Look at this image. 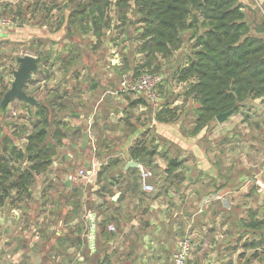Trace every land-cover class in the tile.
Segmentation results:
<instances>
[{"label":"rangeland","instance_id":"1","mask_svg":"<svg viewBox=\"0 0 264 264\" xmlns=\"http://www.w3.org/2000/svg\"><path fill=\"white\" fill-rule=\"evenodd\" d=\"M85 1L17 0L13 2L4 0L8 10L18 6L22 8L21 14L17 15L18 19L16 18L14 29L18 28L19 24L27 23V21L32 23L33 28L40 29L45 22V25H48V32H60L59 34L61 35L59 40L57 37L54 39L56 41L36 37L37 39L34 40L37 41L32 43L33 47L28 45L27 39H20L18 40L19 42L2 43L0 41V89L4 85L11 87V83L14 80L13 71L19 67V56H23L26 53H35L36 51L49 56L46 63L49 68L48 71H43L41 75L35 73L33 75L34 82L28 84L26 91L32 93L44 104L51 103L48 104L50 108V124H52L49 127L50 132L53 133L56 128L62 127L68 130L69 125L71 133H74L72 128L76 126H82V129L87 131V123L77 125L76 117L70 116L69 112L85 113L87 114L84 118L85 120L89 114H95L91 129L93 134L91 133L90 136L92 148L94 152H97L93 157L96 161H100L102 165H105V160H107L109 155L113 154L112 156H115V158H111L109 162L113 164L114 160L118 159L117 163L115 162V166L124 161L118 156L120 154V145L126 146L121 143V140H126L125 135H123V129H125V132L133 133L135 131H144L145 137L148 136L147 134H153L149 142L150 148L164 144V137L161 139V136L156 134L157 131L155 132L156 127H151V123H146L145 121H152L156 116V112L163 110L165 103L170 102L169 108L177 117L171 123L179 128L182 136L195 140L187 143L185 141L188 139L186 138L187 140H185L184 138L180 143L183 147L176 142L167 141L166 143V147L169 144L170 155L172 154L173 157H176L179 161L181 160V163H189L192 167L187 175L182 174L179 179L186 183L188 189L196 188L195 190L206 194L207 209L215 207V201H218L221 196L224 199L223 201L219 200V205H217L225 210L227 208L231 209L229 212L226 210L219 213L221 217L216 219L220 228L218 234L216 233L218 240L216 238L210 239L202 254L206 257L213 252L211 257L206 258L207 262L213 264H264V247L253 249L246 245L258 235L254 236L250 230H245L244 226H242V220H252L253 212L257 213V217L260 219L264 216V212L263 214L261 212L264 210V97L246 100L238 113H233L223 122H219L217 119L212 121L208 129L202 130L203 135L199 138L200 132L197 135L192 133L197 116L194 109L199 104L188 95V83L181 82L177 75L179 69L188 62V56L192 46H194V41L188 40L191 31L187 30L184 33L185 41L182 47L173 53V56L152 55L145 50L148 45H145L144 40L140 37L142 24L138 22L140 15L133 12L136 6L135 0L130 2L128 18H131V24L127 26L117 27L116 8H110L112 22H115L116 29H109L107 34L101 38L96 37L90 29L82 31L77 29L74 24L75 27L69 23L68 18L71 11ZM241 1L248 8V20L257 24L260 20V6L264 0ZM42 4H44L45 9L40 8ZM62 22L63 25L61 26ZM85 26L87 27L88 24H85ZM253 28L255 32L257 29L255 26ZM260 36H264V34L260 33ZM115 54H117V58H115ZM114 59H117V61H114ZM111 69H114L115 77L107 79L109 77L108 72ZM146 69L153 70L162 78L158 86L160 94L158 106L148 102V105L141 104L140 106L134 104L133 107L127 108L122 103L124 99L134 101L135 99L140 100L142 97L138 93H125L120 90L122 75L125 72L137 74ZM45 76H48L46 77L47 80L43 81L42 77ZM73 82L78 87L83 86L86 82L90 86H93L94 83L95 86H98L95 91V105L92 106V111L89 114L87 112L91 106H87V109L83 108V111L77 107H75L76 111L73 108L72 110L64 111L72 97H78L79 95V98H82V95L87 93L82 90L77 92L76 87L75 91L72 92L68 87ZM33 88L37 91L31 92ZM116 92H122L128 96L119 95ZM53 94H57V97L54 98ZM60 96L63 97L60 98ZM53 98L54 100L50 102ZM25 105L23 101L15 100L7 106V112L4 115L0 114V158L6 157L10 159L7 157L9 155L5 147L11 146V143L18 148L25 147L26 137L35 129L34 125L36 120H38L37 109L26 107ZM65 116L70 121L64 119ZM96 117L99 122H105L104 125L100 126L95 122ZM65 122L68 126L64 125ZM102 131L109 136L110 142L97 139L96 135H101ZM154 135L160 138L157 143H155ZM80 138L81 136L76 138L71 136L69 141L57 151L51 166L49 165L45 171L36 176L30 194L14 192V200H8L9 203L7 202L1 208L2 212L6 214L13 213L12 209L14 208H20L26 215L24 219L15 221L13 226H21L27 229V203L31 196L56 198L61 194L68 195L67 189L73 186L72 196L78 198L76 193H74L77 190V193L82 195L79 196L89 200L94 197L95 192L102 191L100 189L102 182L107 184V193L111 196L115 194L116 190L120 189L119 187V189H111L110 187L114 183L108 179L113 177L116 181V176L118 177L117 173H119L120 169L115 171L112 167L113 171L104 172L102 177H100L101 181H99V173L96 171L90 177L80 175V170L84 169V167L87 168L85 166V157L82 156L80 160L77 151L72 148V143H77ZM144 140L146 139L144 138ZM185 143L188 146H185ZM196 147H201L206 151V159L202 160V162L209 164L207 172L195 168L194 164L199 163V158L189 152H193V148ZM70 152H73V155L67 158V154ZM88 157L91 158V155L89 154ZM163 157H168L167 151ZM10 163L18 165L20 169L27 167L26 161L22 162L12 159ZM91 165L88 166L89 170L93 169ZM101 166L100 168H102ZM137 168L139 169L138 166ZM97 170L99 169L97 168ZM113 174L116 176H113ZM190 174L193 178L191 182H188ZM218 175H222L221 178H225L227 184L230 183L227 186L228 188L226 187L229 191L227 194L226 191H223L224 195L217 193L221 186L220 180L216 178ZM226 177H229V179ZM151 178H149V182L152 184ZM176 180L179 182L178 179ZM195 180H200L201 184ZM202 181L204 182L202 183ZM67 182L70 183V187L67 186ZM191 183L195 185L190 187ZM203 184H208V186ZM105 191L106 189H104ZM144 192L141 191V194H144ZM152 192L150 193L152 194ZM44 207V210H47V206ZM85 209H87L86 206ZM211 216L212 213L207 215L208 218ZM5 226V224L0 223V237ZM178 232L179 230H177ZM19 237L21 239L24 238L25 242H27V238L24 235ZM8 243L11 244L10 241ZM214 249L217 251H212Z\"/></svg>","mask_w":264,"mask_h":264},{"label":"crops","instance_id":"2","mask_svg":"<svg viewBox=\"0 0 264 264\" xmlns=\"http://www.w3.org/2000/svg\"><path fill=\"white\" fill-rule=\"evenodd\" d=\"M11 1L15 2L17 0ZM2 6L4 9L8 8L4 0H2ZM12 8L15 9L17 7ZM31 24L32 23L27 21V23L19 24L16 29H14L15 27H11L5 30L1 36V42L27 39L28 45L33 47L32 43L37 41L34 40L37 39L36 37L53 40L57 37L59 40V36L61 35L59 34L60 32H48V25H45V22L40 29L33 28ZM2 51L4 52V50ZM36 52L29 54L35 55L37 54ZM115 58H117V54H115ZM114 61H117V59H114ZM70 74L72 75V73ZM115 74L114 69H111L110 72H108L109 77L107 79H112L115 77ZM46 77L47 76L42 77L43 81L47 80ZM106 82L108 83V81ZM75 87L77 92L82 90L87 93H84L82 98H79V95L78 97H72L64 111L72 110V108L76 111L75 107L83 111V108L87 109V106H91L87 112L89 114L92 111V106L95 105V91L98 86H95V83L93 86H90L86 82L83 86L78 87L73 82L68 88L74 92ZM33 91L37 90L33 88L31 92ZM116 93L119 95H126L122 92ZM137 101V99L134 101L124 99L122 103H124L127 108L133 107L134 104L141 106ZM124 112L126 111L124 110ZM69 115L76 117L77 125H82V123L85 122L88 125V130L84 131L83 129L81 138L78 142L76 141L77 143H72V148L77 151L80 160L82 156L85 157V166H87V168L84 167V169L89 171L88 166L92 164L93 175L95 171L99 172L105 167L107 172H109V170L117 171L118 169L127 172L129 168L134 167L127 166V164L133 160L130 157L129 151L131 146L134 145L139 138H143V136L150 142L153 136V134H147L148 136L145 137L146 134H143L145 133L144 131H135L133 133L125 132V129H123V135H125L126 140H121V143L126 146L120 145V154L118 156L124 161H121L115 166L117 163L114 162L116 161L115 159L113 161L115 164H111L109 161L111 158H115V156L111 154L107 160H105L106 164L102 165L100 161H96L93 157L97 152H94L90 139L95 114H89L86 120L84 119L87 115L85 113L69 112ZM64 119L70 121L67 116H65ZM95 122L100 126L105 123L103 121L99 122L97 117ZM145 122L151 123V127L153 128L156 127L155 132L157 131L156 134L160 135L161 139L164 137V144L152 147V149L157 152L152 156L153 162L151 165H153V176L150 179L152 184L155 182L153 184L155 186V192L153 191L152 194L144 192L141 186L139 192H132L130 189V177L132 174L127 173L126 175L120 174L122 178L117 182L122 183L116 182L112 187L113 189L120 188L116 190L120 194L117 199H113L112 197V200H110L111 198L107 195L108 193L106 196L100 197L96 192L94 197L89 200H85L84 197L77 198L71 195L73 186L67 189L68 196L62 194L56 198L49 196H31L27 203V229L21 226H13L15 221L22 220L26 217L20 208L12 209L13 213L11 214L3 213L0 209V223L6 225L0 237V264H97L99 261L103 260L105 256L110 257L109 260L112 264H156L170 261L181 241L186 236H190L193 243V249L188 264H213L206 260V258L211 257L213 252L205 257L202 251L210 239H217L216 235L220 231V228L216 219L221 217L219 213L222 211L225 212L226 210L229 212L231 209L227 208L225 210L218 206L219 200L223 201L224 199L221 196L218 201H215L214 204L216 206L210 207L208 210L206 208V194H202L199 190H195L196 188L188 189L186 183L182 182L179 178L182 177V174L187 175L189 173L188 171L192 169L189 163H181L173 173L175 177L167 172L170 159L176 158L173 157L172 154L170 155L169 144L168 147H166L167 141L180 144L185 138L180 134L179 128L171 123L173 121H158L154 117L152 121L147 120ZM103 131L101 135H96L97 139L110 142L109 136L103 133ZM202 132L203 131L199 133V138L202 137ZM69 133V138H71V136L75 138L78 137V135H74L73 132L71 133L69 131ZM154 137L156 140L155 143H157L160 138L155 135ZM69 138L64 139L63 145L60 146L58 150L69 141ZM186 138L185 140L188 139L185 141L187 143L195 141L192 140V138ZM187 143H185V146H188ZM166 151L168 157L162 158ZM189 153L199 158V163L194 164L195 168L207 172L209 164L202 162V160L206 159V151L201 147H196L193 148V152ZM89 154L91 158L88 157ZM72 155L73 152H70L67 154V158ZM53 159L55 160V158ZM100 166L102 168H100ZM112 167L114 168L113 170L111 169ZM97 168L99 170H97ZM218 176L220 177L219 179ZM218 176L216 178L220 180L221 186L217 193L224 195L223 191H226L227 194L229 192L227 186L230 183L227 184V180L221 178L222 175ZM192 178L193 176L190 174L188 182H191ZM226 178L229 179V177ZM176 179H178L179 182ZM195 181L201 184L200 180ZM203 182L204 181H202V183ZM194 185V183H191L190 187ZM203 185L208 186V184ZM67 186L70 187L71 185L67 184ZM141 191H143L144 194H141ZM76 201H78L79 205L75 203ZM44 206H47V210H44ZM85 206L87 209H85ZM210 213H212V216L208 218L207 215ZM93 218L95 222L94 246L92 238ZM111 223L116 226L115 231L109 229V224ZM177 230H179L178 233ZM21 235L27 238V242H25L24 238H22V241L21 237H19ZM9 241L11 244L8 243ZM212 251L216 252L217 250L214 249Z\"/></svg>","mask_w":264,"mask_h":264},{"label":"trees","instance_id":"3","mask_svg":"<svg viewBox=\"0 0 264 264\" xmlns=\"http://www.w3.org/2000/svg\"><path fill=\"white\" fill-rule=\"evenodd\" d=\"M131 1L86 0L71 11L69 23L82 31L90 29L96 37L101 38L109 29H116L110 14L112 7L116 8L118 28L131 24V18H128ZM135 3L133 12L140 15L138 22L142 24L140 37L144 44L148 45L145 50L152 55L173 56L185 41L184 33L191 31L188 40L194 41V46L188 56V62L179 69L177 75L181 82L188 83V95L199 104L194 109L197 116L193 134L208 129L211 122L216 121L218 114L229 110H233L234 114L238 113L246 100L264 97V36H260V33L264 34V2L260 6V20L257 24L248 20V8L241 0H135ZM40 8L45 9L44 4ZM21 9V6H18L11 11L17 16L21 14ZM253 26L257 29L255 32ZM36 53L40 68L37 73L48 71L46 63L49 56L39 51ZM31 82L34 80H29L28 84ZM8 89L7 85L1 87L0 103ZM53 97L56 98L57 94H53ZM137 102L148 105L145 98H140ZM48 104L41 101L37 105L27 104L37 109L38 120L35 122V129L26 137L25 147L18 148L12 143L11 146L5 147L10 159L0 158V209L8 200H14V192L30 194L36 176L53 163L58 148L63 145L64 139L70 137V125L68 130L62 127L56 128L53 133L50 132L49 127L52 124ZM169 107L170 102H166L165 108L156 112L155 118L163 122L174 121L177 117ZM64 125L68 126L66 122ZM72 129L74 135L82 136L81 126ZM129 151L131 159L139 160L153 168L152 156L157 152L150 148L149 140L139 138ZM12 159L26 161L27 167L20 169L18 165H12ZM180 165L181 161L177 158L171 159L167 172L175 177L173 173ZM104 172H107L106 167L98 172L99 181L102 180L100 177ZM127 173L132 174L130 189L132 192H139V169L135 166L127 172L120 171L117 173L118 177L113 174L116 181L112 177L108 179L115 184L122 178L120 174ZM101 186L102 191L97 194L103 197L106 196L108 187L103 182ZM74 193L78 197L82 196L77 190ZM107 195L112 200L115 194ZM75 203L79 205L80 200ZM261 212L263 214L264 210ZM257 216V213L253 212L252 220H242L245 230H250L254 236L258 235L246 243L253 249L264 247V216L261 219ZM109 259V256H105L97 264H112Z\"/></svg>","mask_w":264,"mask_h":264},{"label":"built area","instance_id":"4","mask_svg":"<svg viewBox=\"0 0 264 264\" xmlns=\"http://www.w3.org/2000/svg\"><path fill=\"white\" fill-rule=\"evenodd\" d=\"M16 18L17 16L15 12L4 9L2 6V0H0V41L2 40L1 36L4 31L15 26ZM161 81L162 78L149 69L142 71L139 75L125 72L123 73L122 79L120 81V90L125 93H138L151 104L158 106V100L160 96L158 92V86ZM25 106L27 107V105ZM137 163L140 170V184L142 190L147 193L154 191L155 186L149 182V178L153 176L152 167L146 166L141 161H137ZM80 175L84 177H90L93 175V171L81 169ZM109 229L111 231H115V225L112 223L109 224ZM192 249V239L190 236H186L181 241L178 249L170 261H164L156 264H188Z\"/></svg>","mask_w":264,"mask_h":264},{"label":"water","instance_id":"5","mask_svg":"<svg viewBox=\"0 0 264 264\" xmlns=\"http://www.w3.org/2000/svg\"><path fill=\"white\" fill-rule=\"evenodd\" d=\"M19 67L13 71L14 80L11 83V87L4 94L0 103V114L4 115L7 112V106L15 100H21L26 104L37 105L39 100L26 91V84L29 80L33 79V75L39 70V61L34 54L26 53L23 56L18 57ZM233 110H229L217 115L216 119L219 122L225 121L229 116L233 115ZM127 166H138L136 161H130ZM70 185L69 182H67ZM120 194L114 195L113 199H117ZM95 234V222L92 219V238L94 246Z\"/></svg>","mask_w":264,"mask_h":264},{"label":"clouds","instance_id":"6","mask_svg":"<svg viewBox=\"0 0 264 264\" xmlns=\"http://www.w3.org/2000/svg\"><path fill=\"white\" fill-rule=\"evenodd\" d=\"M7 9V8H6ZM10 11H11V9H10ZM142 97V96H141ZM142 98H144V97H142ZM25 103V102H24ZM26 104V103H25ZM27 105V104H26ZM133 161H136L137 162V160H133ZM139 161V160H138ZM92 171V170H91Z\"/></svg>","mask_w":264,"mask_h":264}]
</instances>
